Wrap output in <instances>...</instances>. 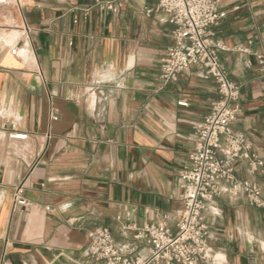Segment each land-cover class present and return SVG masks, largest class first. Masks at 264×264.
<instances>
[{
  "label": "crops",
  "instance_id": "1",
  "mask_svg": "<svg viewBox=\"0 0 264 264\" xmlns=\"http://www.w3.org/2000/svg\"><path fill=\"white\" fill-rule=\"evenodd\" d=\"M216 1L223 17L206 35L224 47L219 63L239 87L232 129L264 161V0ZM158 3L85 16L92 0H0V264H96L88 234L104 228L145 258L149 246L129 228L176 230L178 173L220 96L202 68L162 83L174 26ZM11 125L27 139L9 138ZM232 167L264 195L249 160ZM16 187L25 208L14 205ZM202 220L210 253L198 264H264V210L223 195Z\"/></svg>",
  "mask_w": 264,
  "mask_h": 264
},
{
  "label": "built area",
  "instance_id": "2",
  "mask_svg": "<svg viewBox=\"0 0 264 264\" xmlns=\"http://www.w3.org/2000/svg\"><path fill=\"white\" fill-rule=\"evenodd\" d=\"M129 0H92L83 9L85 16L93 9L103 14L117 15ZM158 10L174 26L171 45L159 61L160 80L163 84L175 82L190 68H202L218 87L219 99L214 102L204 121L196 130L194 149L189 154V166L178 173L182 190V210L176 230L170 231L165 221L150 224L137 231L135 239H144L149 246L145 258L135 257L134 248L122 250L115 244L111 232L104 228L88 234L91 244L88 257L96 264H198L209 258L210 233L202 220L206 204L223 195L243 197L250 205L264 210V195L260 188L248 180L237 179L232 163L249 160L251 173L264 174V161L249 154L250 147L244 135L236 133L232 124L241 109L238 105L239 87L229 80L219 63L217 51L224 50L220 43L207 40V31L223 17L216 0H159ZM77 19L74 20V23ZM15 55V51H12ZM264 73V57H257ZM10 126L9 138L26 140ZM224 152L227 160L219 158ZM223 186V187H222ZM14 205L28 206L21 187L13 193ZM47 212L51 207H45Z\"/></svg>",
  "mask_w": 264,
  "mask_h": 264
}]
</instances>
